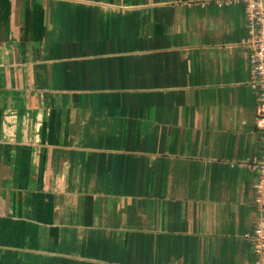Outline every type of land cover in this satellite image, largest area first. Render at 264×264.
<instances>
[{
    "label": "crops",
    "instance_id": "1",
    "mask_svg": "<svg viewBox=\"0 0 264 264\" xmlns=\"http://www.w3.org/2000/svg\"><path fill=\"white\" fill-rule=\"evenodd\" d=\"M0 0V264H254L245 7Z\"/></svg>",
    "mask_w": 264,
    "mask_h": 264
},
{
    "label": "built area",
    "instance_id": "2",
    "mask_svg": "<svg viewBox=\"0 0 264 264\" xmlns=\"http://www.w3.org/2000/svg\"><path fill=\"white\" fill-rule=\"evenodd\" d=\"M206 6L215 2L219 7L233 3H242L245 7L246 26L248 38L244 47L249 54L251 69V86L258 92V108L255 126L263 138L260 158L253 160L252 171L256 174L254 183V206L257 220L252 232L245 238L251 243L255 255L254 264H264V5L262 0H191L190 3Z\"/></svg>",
    "mask_w": 264,
    "mask_h": 264
},
{
    "label": "water",
    "instance_id": "3",
    "mask_svg": "<svg viewBox=\"0 0 264 264\" xmlns=\"http://www.w3.org/2000/svg\"><path fill=\"white\" fill-rule=\"evenodd\" d=\"M263 1V5H264V0H262Z\"/></svg>",
    "mask_w": 264,
    "mask_h": 264
}]
</instances>
